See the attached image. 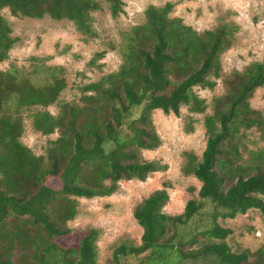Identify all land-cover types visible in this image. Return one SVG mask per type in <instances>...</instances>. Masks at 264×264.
<instances>
[{
  "label": "trees",
  "instance_id": "trees-1",
  "mask_svg": "<svg viewBox=\"0 0 264 264\" xmlns=\"http://www.w3.org/2000/svg\"><path fill=\"white\" fill-rule=\"evenodd\" d=\"M124 1L107 0L112 15L123 11ZM100 7L97 0H0V61L18 41L4 9L19 17L68 19L91 38L92 12ZM173 8V2L150 5L143 23L123 31L119 69L84 84L77 101H60L68 84L62 65L35 56L29 68L0 69V264H100V230L90 227L75 241L69 225L79 212L78 197L111 195L120 181L145 180L167 167L142 155L161 145L154 110L179 115L187 105L205 113L208 103L195 86L216 87L221 55L238 27L222 22L200 32L171 16ZM222 81L225 92L213 97L203 121L202 155L185 152L182 171L201 182L198 195L170 215L164 211L168 189L153 191L133 212L143 227L141 243L121 241L110 264H264V245L233 250L226 240L232 229L220 222L251 209L264 213V149L251 148L248 137L257 132L264 141V115L251 105L264 87V61ZM55 103L57 114L48 108ZM26 111L37 131L59 133L44 154L22 140Z\"/></svg>",
  "mask_w": 264,
  "mask_h": 264
},
{
  "label": "rangeland",
  "instance_id": "rangeland-1",
  "mask_svg": "<svg viewBox=\"0 0 264 264\" xmlns=\"http://www.w3.org/2000/svg\"><path fill=\"white\" fill-rule=\"evenodd\" d=\"M97 1L101 7L92 12L96 35L91 38H86L68 19L19 17L4 9L2 12L12 27V35L18 41L10 50V57L0 61V69L6 70L13 64L29 68L35 56L44 58L47 64L62 65L68 84L60 95V101H77L84 84L119 69L122 63L119 52L121 33L143 23L145 11L150 5L162 6L167 2L174 3L171 16L181 18L200 32L222 22L237 25L233 45L221 55L223 77L235 70H244L252 62L264 61V0H125L124 9L117 16L112 15L107 0ZM100 52L104 55L91 64L92 58ZM223 77L217 80L213 89L195 86V91L208 103L205 113L190 112L187 105L181 107L179 115L162 109L154 110L153 120L161 145L142 150V155L148 160H159L167 165L165 169L151 173L145 180H122L111 195L78 197L79 212L69 225L75 241L82 231L90 227L100 230L97 242L100 264L111 263L113 249L121 241L141 243L143 227L133 212L137 204L153 191L164 187L168 189L170 199L164 211L170 215L182 213L187 201L198 195L201 182L182 171L185 152L202 155L207 141L203 121L205 115L213 111V97L225 92ZM251 105L264 115V87L256 90ZM48 108L57 114L59 103ZM31 112H25L22 140L35 153L44 154L48 140L57 138L59 133L46 136L37 131L32 124ZM190 116L194 118L193 130L188 131ZM248 137L254 142L250 143L251 148L264 149V141L257 132H249ZM220 222L232 229L226 240L233 250L255 252L264 245V213L261 210L251 209L234 218H220ZM186 264L207 262L200 260Z\"/></svg>",
  "mask_w": 264,
  "mask_h": 264
}]
</instances>
